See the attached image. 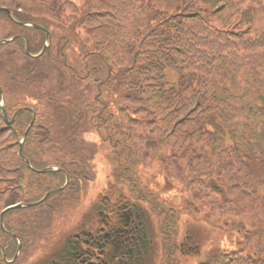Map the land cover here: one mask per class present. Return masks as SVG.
I'll return each mask as SVG.
<instances>
[{
  "label": "trees",
  "instance_id": "1",
  "mask_svg": "<svg viewBox=\"0 0 264 264\" xmlns=\"http://www.w3.org/2000/svg\"><path fill=\"white\" fill-rule=\"evenodd\" d=\"M0 6L15 18L0 11V41L16 37L0 46V99L2 91L10 121L21 109L10 124L0 105V244L11 260L22 243L13 263L0 246V264H24L50 243L96 180L100 152L114 182L152 201L160 264H179L183 217L196 207L244 242L214 245L197 264H264V0ZM29 22L51 34L39 57L18 37L31 54L42 52L46 32L21 24ZM149 171L192 194L193 205L166 204L143 181ZM21 203L34 205L5 212L3 227L1 213Z\"/></svg>",
  "mask_w": 264,
  "mask_h": 264
},
{
  "label": "flooded vegetation",
  "instance_id": "2",
  "mask_svg": "<svg viewBox=\"0 0 264 264\" xmlns=\"http://www.w3.org/2000/svg\"><path fill=\"white\" fill-rule=\"evenodd\" d=\"M127 189L114 182L90 201L86 192L76 206L88 200L83 221L51 244L47 257L36 264H157L160 231L157 214L149 206L152 201L141 190ZM192 239L186 236L179 245L181 253L192 249L188 245Z\"/></svg>",
  "mask_w": 264,
  "mask_h": 264
},
{
  "label": "rangeland",
  "instance_id": "3",
  "mask_svg": "<svg viewBox=\"0 0 264 264\" xmlns=\"http://www.w3.org/2000/svg\"><path fill=\"white\" fill-rule=\"evenodd\" d=\"M87 137L90 140L91 139L94 141L98 140L97 136L94 134H89L87 135ZM96 164H97V178L95 181L91 182L90 186L86 191L87 193L89 192V197H88L89 201L94 200V197L101 190H107L108 186L114 183V180L110 175V164L105 159V157L101 152L98 154L96 158ZM143 181L147 184L146 185L147 187H150V189L155 191V193L158 194L159 197L171 207L173 206L176 209H181V208L183 209L193 205L192 203H190L192 199V194L187 192L181 193L179 190H176L175 188H174L175 190L173 189L169 190L166 187L167 184L166 180L161 176V174L158 171H149L148 173H145L143 175ZM215 185H217V183H215ZM211 191H216V190L215 188H212ZM197 203L201 207L202 204H204L203 201H199ZM85 205L86 207L88 206V200L85 202L84 205H81L80 207L74 206L59 222L57 234L50 241V243L47 246H45L43 249L36 250L33 256L24 264H36L42 258L47 257V252L50 249L51 244L55 243L61 237H64V235L69 233L72 230L74 223L76 224L80 221L81 222L83 221L84 216L82 215V212L85 208ZM145 206L148 207L147 204ZM192 211L194 212V217L187 215L183 217V220L186 222H184L181 225V234L179 236V245L185 242V238L187 235L192 236L193 239L191 240V242H188V245H190L192 249H189L188 253H184L186 257L183 256L184 255L183 253H180L181 255L179 254L178 256H180L179 257L180 259L182 258L181 262L179 259V261L177 260L176 263L179 262V264H197L199 258H201L204 255L205 251L210 249L214 245H221L222 247H226V248H239L244 244L243 236L241 232L227 233L219 230L217 227H211L205 221V218L214 221L216 219H213L211 216L209 217V214L201 213L202 210L198 207L193 208ZM196 216L197 219H195ZM154 219L156 220L157 227L159 229V219L155 217ZM158 234H159L158 238L160 239L159 243L161 244L160 233ZM161 247L162 244L159 246L160 254L157 264H160L162 261ZM186 250H188V248ZM198 253L201 254V256H196V254Z\"/></svg>",
  "mask_w": 264,
  "mask_h": 264
},
{
  "label": "water",
  "instance_id": "4",
  "mask_svg": "<svg viewBox=\"0 0 264 264\" xmlns=\"http://www.w3.org/2000/svg\"><path fill=\"white\" fill-rule=\"evenodd\" d=\"M0 11H5V12H7V13L9 14V16H10L13 20H15V18H14V16H13V13H12L11 9H9V8H7V7H0ZM21 24H24V25H27V26H31V27L40 28V29H43V30L46 32L47 39H46V42H45L44 48H43L42 52H40V53L37 54V55H33V54L30 53V45H29V41H28V39H27L25 36H18V37H22V38H24V39L26 40V52H27V54H29L30 56H33V57H39V56H41V55L47 50V48L50 46V35H51V34H50V31H49L48 29H46V28H44V27H42V26H40V25H38V24L32 23V22H29V23H21ZM15 38H16V37L11 38V39H8V40H1V41H0V46H1L2 44H4V43H9V42L13 41ZM0 105H1V107H2V109H3V111H4V115H5L6 119H7V121H8L10 124H12V123L15 121L16 115L21 111V109L17 111V113H16L15 116L13 117L12 121H9V119H8V114H7V110H6V106H5V102H4V95H3V92H2V91H1ZM35 119H36V115H35V113H34L33 120H32L31 123L29 124V126H28V128H27V130H26V132H25V135H27L28 132L30 131L31 127L33 126V124H34V122H35ZM24 140H25V139H22L21 142H20V155H21L23 158H24V155H23ZM26 161L28 162L29 166H30L31 168H33L32 165H31V163L29 162V160H26ZM68 183H69V177L67 176V182H66V184H65L62 188H60V189H58V190H62V189H64V188L68 185ZM55 191H57V190H54V191H50V192H48V193L44 196V198H43L39 203L45 201V200H46L51 194H53ZM31 205H34V204H23V203H21V204H16V205L9 206L8 208H6V209L1 213L2 226L4 227V214H5V212H7L8 210H11V209H13V208L27 207V206H31ZM2 249H3V255H4V258L6 259V258H7L6 250H5L4 248H2ZM21 249H22V243H21V241H20L19 249H18V252H17V254H16L15 259L20 255V253H21Z\"/></svg>",
  "mask_w": 264,
  "mask_h": 264
}]
</instances>
